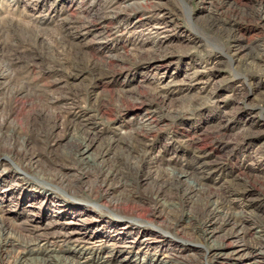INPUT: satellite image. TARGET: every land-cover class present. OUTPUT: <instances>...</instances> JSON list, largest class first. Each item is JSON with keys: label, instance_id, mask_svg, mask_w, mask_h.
<instances>
[{"label": "rangeland", "instance_id": "obj_1", "mask_svg": "<svg viewBox=\"0 0 264 264\" xmlns=\"http://www.w3.org/2000/svg\"><path fill=\"white\" fill-rule=\"evenodd\" d=\"M145 1L0 0V159L8 151L10 142L17 146L22 137L29 151L38 154L35 167H29L27 162L13 156L11 162L8 159L0 164V174L5 172L2 171L5 164L11 165L9 171L6 169V179L0 184V198L9 202L2 208L6 222L19 225L30 210L40 213V197L25 201L23 210L16 209L19 197L27 194H22L23 190L16 186L17 178H24L35 192L53 186L51 197L54 201L51 202L79 200L99 209H112L105 198H96L88 192L72 194L66 186L51 179L56 164L64 161L61 151L72 134L66 130V122L70 119L61 111L66 92L75 95L74 99L98 124L122 135L129 130L126 122L137 121L145 114V106L139 108L137 100H154L158 106L155 108L157 115H165L173 109L187 107L186 99L198 97L204 103L195 113L185 116L178 124L159 126L158 144L171 136L180 140L194 135L201 139L200 143L210 145L220 131L225 148L219 153L214 152L224 160L220 172L237 171L244 165L251 172L250 178L264 182V161L260 157L264 148V109L256 107L259 102L257 92L243 88L239 98L231 96V87L240 85V81L232 71L235 64H229L225 59L208 77V63L221 51V42L214 29L205 24L211 0H159L166 6V15L143 13ZM252 2L254 0H249L250 4ZM262 6L264 9V2ZM112 7L119 13L118 17L106 19ZM68 19L77 22L69 27L64 24ZM154 26L160 28H152ZM255 31L248 28L243 33L251 37ZM194 39L204 42V49L193 52ZM153 52L166 54L168 60L158 68L148 69L141 61ZM196 73L199 76L192 81ZM208 78L210 82L206 84ZM214 85L218 89L215 98H211L209 93ZM20 86L21 91L16 92ZM159 95H163L162 101L155 99ZM119 105H125L127 111L118 112ZM251 117L256 124L251 125ZM251 127L258 133L248 138ZM9 129H15L11 140L6 139ZM97 143L91 151L96 150ZM171 153H174L173 148L165 155ZM121 167L127 169L123 164ZM212 182L209 183L212 187L219 184ZM149 185V181H143L140 189L149 190ZM9 188V194L3 193ZM48 192L50 190L45 194ZM70 203L80 207L86 205ZM121 207L133 217L117 220L133 223L126 236L131 243L134 244L141 234L144 237L153 232L160 233L161 217L150 218L146 210H133L131 203H122ZM46 210L51 212L53 208ZM97 215L102 214L90 209L82 217L88 219ZM107 219L111 218L105 216L103 221ZM51 220L52 217L47 215L39 221L45 226ZM161 244L173 246L170 240ZM194 252L181 250L177 253L195 259Z\"/></svg>", "mask_w": 264, "mask_h": 264}, {"label": "bare ground", "instance_id": "obj_2", "mask_svg": "<svg viewBox=\"0 0 264 264\" xmlns=\"http://www.w3.org/2000/svg\"><path fill=\"white\" fill-rule=\"evenodd\" d=\"M145 2L143 13H168L164 3L159 0ZM210 2L205 24L214 29L221 42V51L208 61V77L224 59L229 64L233 62L232 71L238 76L240 85L231 87V96L236 99L243 88L252 89L257 92L259 102L256 107L262 110L264 0H254L252 4L249 0ZM108 13L106 19H116L119 14L113 7ZM74 22L77 21L68 19L64 24L71 27ZM247 27L256 30L253 36L244 35ZM203 43L194 39L192 51H201ZM111 58L118 59L116 56ZM167 60L166 54L153 52L141 64L155 69ZM198 76L196 73L191 80H196ZM209 82L208 78L205 83ZM21 87L15 91L20 92ZM217 89L214 85L209 90L211 98H215ZM69 94L66 92L62 97L64 105L61 111L70 119L65 127L72 134L61 151L64 161L56 164L51 179L66 186L72 194L88 192L96 198H105L112 209H99L94 204L79 200L51 202L54 201L51 197L53 186H50L52 189L35 192L23 181L24 178H17L16 186L23 190L22 194H27L26 197H19L16 209L23 210L25 201L37 197L42 199V204L40 213L32 209L23 223L11 225L2 215L3 206L9 202L0 198V264H264V182L250 178L251 172L244 165H240L237 171L220 172L224 160L220 155H214V152L219 153L225 148L220 131H217L210 145L200 143L201 139L194 135L180 140L171 136L166 142L158 144L159 126L178 124L185 116L195 113L204 103L200 98L186 99L187 107L173 109L165 115H157L155 108L158 106L154 100H137L139 108L145 106V114L140 115L137 121L126 122L129 130L122 135L98 124L93 115L74 99L75 95ZM156 98L164 99L163 95ZM116 110L127 111L125 105H119ZM249 120L251 125L257 123L252 117ZM14 131L9 129L6 139L11 140ZM248 131V138L258 133L252 127ZM95 143L97 148L91 151ZM26 144L24 137L20 138L17 146L10 142L0 164L13 156L27 162L29 167H35L38 154L29 151ZM170 148L174 149V153L165 155ZM154 150L157 152L153 153ZM260 157L264 161V148ZM121 164L127 169H122ZM9 166L5 164L2 170L5 172L0 174V184L6 179ZM144 167L146 171H142ZM143 181L150 182L149 190L140 189ZM212 181L219 182L217 187L209 184ZM10 189L3 193H8ZM70 202L86 205L80 207ZM122 203H131L133 210H146L150 218L161 217L160 233L153 232L144 237L141 234L134 244L127 240L133 223L117 221L132 217L129 211L123 210ZM51 206L52 213L46 210ZM90 209L99 210L103 216L83 218L82 215ZM47 215L52 220L42 226L39 220ZM105 216L111 219L103 221ZM150 224L153 225L152 222ZM163 230L167 233L163 234ZM166 240L172 242L171 248L161 244ZM181 250L195 251V259L178 255L177 252Z\"/></svg>", "mask_w": 264, "mask_h": 264}]
</instances>
